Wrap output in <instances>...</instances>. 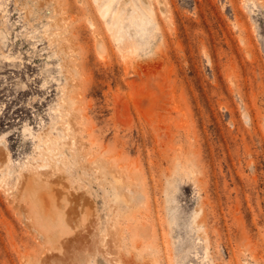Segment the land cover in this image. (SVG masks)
Returning a JSON list of instances; mask_svg holds the SVG:
<instances>
[{
    "label": "rangeland",
    "instance_id": "rangeland-1",
    "mask_svg": "<svg viewBox=\"0 0 264 264\" xmlns=\"http://www.w3.org/2000/svg\"><path fill=\"white\" fill-rule=\"evenodd\" d=\"M145 4L0 0V264H264V0Z\"/></svg>",
    "mask_w": 264,
    "mask_h": 264
},
{
    "label": "bare ground",
    "instance_id": "bare-ground-1",
    "mask_svg": "<svg viewBox=\"0 0 264 264\" xmlns=\"http://www.w3.org/2000/svg\"><path fill=\"white\" fill-rule=\"evenodd\" d=\"M145 2H147V0H143L144 5L146 6ZM109 8H110V4H107V5H105V6L102 8L105 14H108V10H109ZM126 11H127L126 6H124V4L121 3V4L117 7V10L113 12V14H112V18L115 20V22H117L118 19H119L120 17H122V15H123L124 13H126Z\"/></svg>",
    "mask_w": 264,
    "mask_h": 264
}]
</instances>
